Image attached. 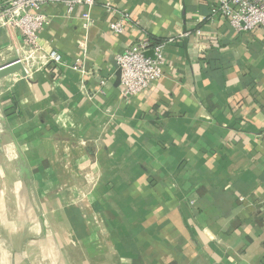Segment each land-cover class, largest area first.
Returning <instances> with one entry per match:
<instances>
[{"label": "crops", "instance_id": "obj_1", "mask_svg": "<svg viewBox=\"0 0 264 264\" xmlns=\"http://www.w3.org/2000/svg\"><path fill=\"white\" fill-rule=\"evenodd\" d=\"M105 1L86 27L83 7L42 6L36 41L66 66L0 77L5 189L40 208L16 264H264V31H233L214 0H109L115 33ZM171 37L162 76L124 98L115 55ZM22 39L0 24V64Z\"/></svg>", "mask_w": 264, "mask_h": 264}, {"label": "built area", "instance_id": "obj_2", "mask_svg": "<svg viewBox=\"0 0 264 264\" xmlns=\"http://www.w3.org/2000/svg\"><path fill=\"white\" fill-rule=\"evenodd\" d=\"M97 0H0V24L7 28L18 30L22 36L23 46L16 53L26 69L32 66H66L62 56L56 50H44L37 43L38 33L47 25L48 20L39 12L46 4L61 3L65 6L67 15L75 8L83 7V26L89 22V10ZM108 14L110 29L121 33L125 23L124 12H119L110 1L102 4ZM122 13V14H121ZM211 15L224 18L230 28L238 33L250 32L255 29L264 31V0H214ZM174 38L151 45L148 38L141 39L128 46L122 53L115 55V61L120 69L121 94L128 98L148 89L162 74L163 47ZM151 47L154 57L147 56L145 50ZM24 62V63H23ZM84 143V141H80Z\"/></svg>", "mask_w": 264, "mask_h": 264}, {"label": "rangeland", "instance_id": "obj_3", "mask_svg": "<svg viewBox=\"0 0 264 264\" xmlns=\"http://www.w3.org/2000/svg\"><path fill=\"white\" fill-rule=\"evenodd\" d=\"M12 149L5 146L4 152L11 154L12 157V153L9 151H12ZM15 159V155L12 160L7 156H5V158H0V252L5 254L1 259V264H10L11 253H8V251H10L11 247H14L15 251L12 258L14 264L19 261L18 253L21 244H25L26 238L28 237L27 235H31L35 230L32 224L31 218L33 215L31 213L30 206L32 207L33 205L34 208L40 210L37 205L38 198L35 197L36 193L34 194L32 189L31 191L28 189L30 202L26 197L21 196V192L18 189L20 183L15 188V192L13 193L12 191L13 198L11 199L9 198L10 196L8 197L5 187L8 184L12 185L13 188L19 180V174L15 168ZM5 172H8L9 174H6ZM27 181L28 183L30 182V180H26L24 182L27 183Z\"/></svg>", "mask_w": 264, "mask_h": 264}, {"label": "water", "instance_id": "obj_4", "mask_svg": "<svg viewBox=\"0 0 264 264\" xmlns=\"http://www.w3.org/2000/svg\"><path fill=\"white\" fill-rule=\"evenodd\" d=\"M113 65L116 68L115 71V85L120 83V69L117 66L116 61H113ZM15 71H20L23 76H25V70L22 63L19 60L17 53L14 54L9 60L0 64V77L5 74H9ZM26 177L29 178L30 175L26 172Z\"/></svg>", "mask_w": 264, "mask_h": 264}, {"label": "bare ground", "instance_id": "obj_5", "mask_svg": "<svg viewBox=\"0 0 264 264\" xmlns=\"http://www.w3.org/2000/svg\"><path fill=\"white\" fill-rule=\"evenodd\" d=\"M0 253H1V252H0ZM4 255H5L4 253H1V256H0V262H2L1 259L4 257Z\"/></svg>", "mask_w": 264, "mask_h": 264}, {"label": "trees", "instance_id": "obj_6", "mask_svg": "<svg viewBox=\"0 0 264 264\" xmlns=\"http://www.w3.org/2000/svg\"><path fill=\"white\" fill-rule=\"evenodd\" d=\"M155 43H157V42H155Z\"/></svg>", "mask_w": 264, "mask_h": 264}]
</instances>
